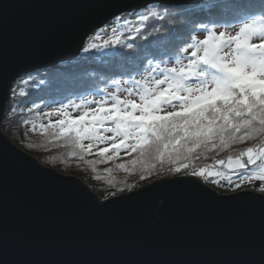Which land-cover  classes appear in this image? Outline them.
I'll list each match as a JSON object with an SVG mask.
<instances>
[{
	"label": "water",
	"instance_id": "1",
	"mask_svg": "<svg viewBox=\"0 0 264 264\" xmlns=\"http://www.w3.org/2000/svg\"><path fill=\"white\" fill-rule=\"evenodd\" d=\"M206 1L0 0V264H264V193L221 194L174 176L101 200L2 127L14 82L77 57L92 25L153 3Z\"/></svg>",
	"mask_w": 264,
	"mask_h": 264
},
{
	"label": "snow or ice",
	"instance_id": "2",
	"mask_svg": "<svg viewBox=\"0 0 264 264\" xmlns=\"http://www.w3.org/2000/svg\"><path fill=\"white\" fill-rule=\"evenodd\" d=\"M200 7L217 15L229 11L244 14L246 19L234 35L226 31L217 33L215 23L210 27L205 23L196 25L199 30L207 32V36L200 40L195 35L191 37L192 42L181 48L180 55L175 57L178 67L161 68L160 63L152 66L149 61L150 71L144 80L130 77L124 81L134 85L126 91L129 97L137 96L139 102L114 94L111 102L104 98L81 100L77 104L61 103L55 109L56 115L64 117L54 125L60 129L57 139L74 133L70 142L81 153H91L95 147L94 143L84 144V140L110 141L108 147L99 149L100 156L109 151L116 155L121 151L129 154L139 152L141 156L154 157L161 163L167 158L176 164L177 161L193 158L198 150H223L233 143L264 137V4L260 5L259 11L254 5L244 4L241 0H207ZM113 18L120 20L122 17L114 14L108 18L109 22ZM148 18L145 15L139 19L146 21ZM107 31L108 23L104 21L92 25L81 37L80 49L89 52L101 47V33ZM121 35L102 41L103 47H126L130 52L134 51V42L121 44ZM189 48L193 51L183 56ZM182 56L187 63L182 62ZM112 84L119 92L120 81L114 80ZM67 86L65 82H54L52 85L57 90ZM11 91L15 94L14 89ZM92 104L96 107L86 108L77 117H72L68 111L70 107L80 110ZM34 107L39 108L40 105ZM107 123H111L112 127L106 128ZM102 131L113 135H102ZM72 154L75 156L77 153L73 151ZM241 157H247V164L242 162ZM107 159L111 160L113 156H107ZM229 162L231 166V157ZM218 163L222 165L224 161ZM234 164L233 174L229 177V182L233 179L239 181L233 184L234 189L239 190L245 180H264V144L248 147L236 157ZM249 165L257 168L249 171ZM188 168L189 164L180 163L167 171L179 174ZM204 175L216 178L221 173L193 168L190 176H177L172 181H187L201 188L198 178ZM57 176L67 181L74 179ZM90 191L86 192L90 194ZM259 191L264 193V188ZM90 195L98 205L104 204L99 203L94 194Z\"/></svg>",
	"mask_w": 264,
	"mask_h": 264
},
{
	"label": "trees",
	"instance_id": "3",
	"mask_svg": "<svg viewBox=\"0 0 264 264\" xmlns=\"http://www.w3.org/2000/svg\"><path fill=\"white\" fill-rule=\"evenodd\" d=\"M241 2L254 5L257 11L260 5L264 4V0H241ZM145 15L149 17L148 20L141 21L139 18ZM120 16L122 17L120 20L110 21L108 27L116 28L113 36L122 34L121 44L125 41L134 42V51L130 52L126 47H103L102 41L109 40L113 36L104 39V33H101V47L98 49L82 51L72 60L23 74L11 88L15 90V94L10 91L3 130L15 143L39 157L45 165L83 178L90 182L94 191L99 193L119 195L158 179L190 176L193 168L197 171L205 168L221 173L216 178H210L208 175L199 177L211 186H221L220 183L224 178L233 174L229 158L231 157L233 161L248 147L264 144V137L233 143L223 150H198L193 158L177 161L176 164H172L167 158L161 163L154 157L141 156L139 152L129 154L121 151L116 155L109 151L105 156H100L99 150L81 153L70 142L74 133L57 139L60 130L45 118L46 110L59 107L61 103L103 97L108 94V89L116 88L112 84L114 80L120 81L119 88L125 87L124 85L133 88L134 85L124 81L129 80L130 77L143 80L142 78L150 71L149 61L152 66L160 63L161 68H171L172 64L177 66L175 57L180 55V49L192 42L193 35L198 40L204 32L196 28V25L205 23L210 27L215 23L217 28L242 26V22L246 19L244 14L231 11L217 15L201 8L200 5L165 6L159 3ZM138 28L139 32H137ZM144 37L148 39L145 40ZM189 50L191 48L183 53V56L190 55ZM54 82H65L68 86L57 90L52 87ZM37 104L40 105L39 108L34 107ZM42 125L44 127H41ZM109 145L101 146L100 149ZM73 151L77 153L75 156L72 154ZM107 156H113V159L108 160ZM220 160L224 161L222 165L218 163ZM241 160L247 164V157H241ZM180 163L189 164L186 172L177 174L167 171L169 167L179 166ZM259 164L260 161L257 162V165ZM248 167L249 171L257 168L254 165Z\"/></svg>",
	"mask_w": 264,
	"mask_h": 264
},
{
	"label": "rangeland",
	"instance_id": "4",
	"mask_svg": "<svg viewBox=\"0 0 264 264\" xmlns=\"http://www.w3.org/2000/svg\"><path fill=\"white\" fill-rule=\"evenodd\" d=\"M112 27L114 29H116L114 26H112ZM239 27H240L239 25H233V26H228V27H218L217 29H215V31L217 33L220 32V31H226L229 34L234 35L236 33V31L239 30ZM113 28L108 27V31L107 32H103L104 33V39H109V38H111L114 35V33H116V31L115 32L112 31ZM206 34L207 33H205V32L201 33V35L199 36L198 40L206 37L207 36ZM191 51H193V49L189 50V54L191 53ZM182 62L183 63H187L186 59H184ZM172 65H173V67H178V65L177 66H175L174 64H172ZM147 76H144L142 79L144 80ZM157 78H159V77H157ZM124 86L125 87H123V88L120 87V91L119 92H117V88H114V89L110 88V89H108V94L107 95H105L103 97H95L94 99H91V100H101V99L107 98L109 100V102H111L112 96L115 94V95L120 96L122 99L123 98H131V99H136L137 102H139V99H138L137 96H135V95H133L131 97L128 96V93H127L126 89H128L130 87L128 85H124ZM84 100H88V99H84ZM80 102L81 101L78 100V101H75L73 104H77V103H80ZM94 107H96V105H94V104L86 105L85 108H82L80 110H74L73 108L70 107L68 109V111H69V113L71 114L72 117H77V116L81 115L83 110H85L86 108H94ZM57 108L58 107H53L51 109L46 110L45 113H44L45 118L52 124H55L56 121H58V120L64 119L63 115H56L55 114V109H57ZM49 113H52V115H49ZM105 127L106 128H110V127H112V124L111 123H107L105 125ZM56 128L59 129L58 127H56ZM101 134L105 135V136H112L113 135V133L106 132V131H102ZM83 142H84V144H88V143H94L95 144V147L92 149V152H94L96 150H99L101 146H107V145H109L111 143L110 141L109 142H105V143H101L99 141L93 142V141H89V140H84ZM64 144H66V143H64ZM37 158H39V157H37ZM232 167H234V166L232 165ZM66 174H69V173H66ZM72 175L76 176L75 174H72ZM230 176H232V174L227 175L224 178V181L220 183L221 186H219V187L218 186H211V185L210 186L213 187L215 190H217L221 194H231V193H235L237 191H243V190H253V191L260 192L259 189H261L264 186V180L253 179L250 182L245 180L244 183H243V186L239 190H236V189H234L233 184L234 183H238L239 181L233 179L232 182H229V177ZM81 179L92 188L90 182L85 181L83 178H81ZM96 193L100 197L101 200L108 199V198H110L112 196L111 194L106 193V192L105 193H99V192L96 191Z\"/></svg>",
	"mask_w": 264,
	"mask_h": 264
},
{
	"label": "bare ground",
	"instance_id": "5",
	"mask_svg": "<svg viewBox=\"0 0 264 264\" xmlns=\"http://www.w3.org/2000/svg\"><path fill=\"white\" fill-rule=\"evenodd\" d=\"M96 192V191H95ZM116 196V195H115ZM111 197H113V196H111Z\"/></svg>",
	"mask_w": 264,
	"mask_h": 264
}]
</instances>
